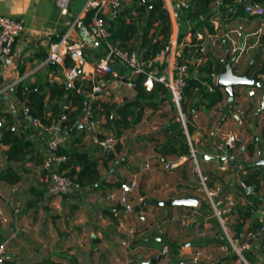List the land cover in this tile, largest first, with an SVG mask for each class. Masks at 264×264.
I'll return each mask as SVG.
<instances>
[{
    "label": "crops",
    "instance_id": "0c3cea01",
    "mask_svg": "<svg viewBox=\"0 0 264 264\" xmlns=\"http://www.w3.org/2000/svg\"><path fill=\"white\" fill-rule=\"evenodd\" d=\"M131 1L124 0L121 8H112L104 15L108 25H111L118 15H125L129 9L137 5L136 0ZM236 2L238 0H229L219 8L211 4V22L219 23L218 33L221 35L218 36V46L212 48L210 53L218 60L226 58L229 54L232 56V43L224 33L229 28H236L242 33V36L237 38L239 46L241 47L245 41L244 47L247 51L242 54L241 60L245 54L246 64L258 56L259 51L261 53L263 70L255 76H258L264 85V17L248 16L242 5L238 6L237 14L231 17L229 8ZM84 4L85 0H72L70 12L63 14L60 0H0V14L22 19L26 28L17 38L0 81V88L10 83L14 84L0 94V102L4 111L8 113V117H1L2 126L7 125L8 128L16 129L18 134H25L33 143V151L28 159L13 164L21 174V180L14 184L0 180V208L8 219L6 223L0 222V243L5 244L6 257L15 264H34L44 257H51L61 264H106V261L109 264H154L152 256L164 245H168L170 251L160 264H236L234 252L230 248L225 250L221 247L225 237L221 245L217 243L221 241L218 220L213 215L210 201L198 187L200 179L193 171L195 165L193 158L177 150L181 144L178 135L180 126L175 118L178 111L172 102L163 106L160 104L162 109L160 106L157 109H146L141 122L121 131L116 150L110 155L104 154L94 146L87 129L81 127L77 132V138L71 137L64 149L97 161L101 177L97 182L84 184L80 193L56 197L48 195V175L43 168L45 136L30 127L22 118L21 109L26 99L23 101L18 95V88L19 86L27 88L29 85L39 83H62L61 67L58 64L46 63V59L51 44L65 33L68 22L74 21ZM138 13L132 9L130 13L132 17L129 14L126 20L128 22L135 20L137 24H141L138 21L141 19ZM198 21L199 19L192 21L184 19V13L178 14L176 23L172 22V35L179 33L181 40L190 45L193 40L190 29ZM260 28L262 32L257 35L256 32ZM72 35L75 39L86 41L90 60H95L101 54V44L91 35L89 23L75 29ZM211 35L206 27L197 28L199 41L209 42ZM233 37L236 38L237 34H233ZM138 40L139 37H132L125 47L139 50V43H134ZM192 47V43L191 46H186L188 50H185V56L191 55ZM237 63L239 62H234L233 66ZM213 67H216L215 63ZM117 69L127 74L121 65H118ZM234 69L236 70V66ZM216 71L219 74L223 72ZM244 71L240 67L236 70L237 73ZM251 75L254 76L252 72ZM106 83L109 85L110 81ZM244 87L247 86L240 85L235 88L236 104L231 110L227 108L228 95L223 87V100L214 107H207V99L188 97L186 92L183 101L186 107L184 114L186 118L190 117L193 125V131L189 133L199 153L200 169L208 175L211 187H221L224 193L233 196L235 206L230 215V227L232 233L242 240L246 239L249 230L264 226V164L260 163L261 159H264V140L261 137L264 129V88L254 86L256 96H248L241 94ZM197 89L194 87L191 95H195ZM236 89L239 90L238 94ZM205 90L207 91L206 87ZM136 93V88L129 87L125 82L108 89L102 103L122 105L126 100L134 99ZM49 97L47 94V117L51 119L53 111L49 107ZM238 108L245 111L248 121L241 128H238L237 118L232 115ZM114 113L115 110L113 116ZM251 116L259 118L252 119ZM225 117L226 120L222 122ZM228 132L252 137L249 143L232 149L233 153L242 157V162L239 163L243 166L241 169L238 165V168L234 166L229 170H223L218 160L225 153L217 149V141ZM257 137L259 141L252 145V140ZM2 140L3 133L0 131V173L9 165L7 150L10 146L2 143ZM130 140L133 142L131 147ZM202 153L212 158H202ZM77 158L74 155L73 162L64 169L61 166L60 169L66 173L73 168L79 171L81 164L76 162ZM157 158L163 161L178 160L180 165L165 170L156 162ZM148 163L150 167L146 166ZM129 178H136L139 182L138 190L131 195L134 205L146 202L139 211L138 219L133 213L123 215L118 200L109 197L110 192L117 188L120 181ZM247 179L250 183L246 181ZM243 182L253 186V194H246ZM184 196L197 197L198 205L188 207L169 204L172 200ZM149 199L153 200L154 206L145 209ZM10 201H21L18 212H14ZM157 201L164 204H156ZM167 203L169 205H166ZM247 206L251 208L249 215H246ZM189 211L197 212L194 213V220L185 217L187 223L184 224L183 216ZM146 217L150 222L158 224L148 233L143 231L142 219ZM132 230L136 231L133 242L135 245L132 244L123 251L122 247L116 244L117 253L114 252L111 257L103 253L104 248H110L108 239L118 240L117 243L123 238V241H129L132 238ZM14 232L16 236L12 237ZM127 237L130 239L125 240ZM249 252L252 254L251 260L257 257L258 264H264V230L258 238L255 237L252 244L250 243Z\"/></svg>",
    "mask_w": 264,
    "mask_h": 264
},
{
    "label": "built area",
    "instance_id": "2783aa9c",
    "mask_svg": "<svg viewBox=\"0 0 264 264\" xmlns=\"http://www.w3.org/2000/svg\"><path fill=\"white\" fill-rule=\"evenodd\" d=\"M72 0H60V8L63 14L70 12ZM124 0H85V4L80 13L75 17L73 22H68V28L62 34L59 40L53 42L46 63L54 61L61 67V78L64 83V93L59 99L60 112L57 118L43 119L32 114L30 106L27 103L22 105V118L29 123L30 127L41 132L45 136V158L43 168L48 175L47 193L51 197L71 195L80 192L83 185L76 177L69 176L61 170L63 162L68 159L66 153L60 152L61 148L67 146L71 138L68 132L67 120L70 114L78 109L74 97L84 95L87 97L88 104H85V114L81 118L88 131L90 141L94 146L99 148L103 153L113 154L116 150L119 138L114 130L108 125L107 114L102 107V99L106 91L118 87L125 82L131 88H136V80L140 75L144 76L143 84L147 90H151L156 82L162 83L167 89L163 97V104L172 102L180 114L181 120L186 129L191 147V158L194 160L193 171L198 174L202 184V190L211 203L213 215L217 218L218 223L225 235V242L221 246L223 249L229 248L236 256V264H253L248 256L250 249L249 240L264 230V226L257 229H251L247 232L246 239L242 240L236 237L231 231L230 215L233 213L235 202L231 194L224 193L221 187H211L209 177L204 174L199 166V153L194 147L187 128L186 115L182 110V102L186 88L189 86L190 79L199 80L205 85L207 91L214 92L219 84V73L216 70L207 72L203 69L206 64L209 53L212 48L218 46L219 23H214L215 32L212 33L209 42L200 41L196 44V51L190 56H185L186 46H191L181 40L179 33L171 35L167 45L161 49L155 56L146 58L142 51L119 46L111 39L109 25L104 15L113 7L119 9L123 6ZM173 24L176 23L178 14L181 15L184 9L191 6V0H164ZM213 4L219 8L224 4V0H214ZM242 5L248 16L264 17V1L257 0H238L229 8L230 16L238 12V6ZM93 12L89 26L91 35L98 39L101 44V54L95 59L90 60L87 54V43L82 39H75L73 32L77 28L84 26V19L88 13ZM25 23L22 19L9 15L0 14V81L3 75V69L8 57L12 54L17 38L25 32ZM191 31V29H190ZM262 28L256 33L261 34ZM194 37L191 32L190 35ZM233 34H237L234 38ZM224 36L230 39L232 43V54L237 55L235 62L241 60L242 54L247 52L245 47L239 46L238 37L242 33L236 28H229ZM192 42V41H191ZM70 61V64H68ZM121 65L127 72L118 70L117 66ZM87 81H92L91 88L88 87ZM106 81H110L108 85ZM13 83L7 84L0 88V94L13 86ZM221 86V85H220ZM222 87V86H221ZM169 96V97H168ZM248 96H256V89L249 87ZM83 109V110H84ZM237 126L241 128L247 121L246 113L243 109H237ZM252 139L251 136L238 135L235 132L225 133L217 141V149L224 152L221 168L229 170L236 166V154L232 149L239 145L247 144ZM253 141V140H252ZM220 156V157H221ZM156 162L161 164L165 170H171L180 165L176 161H163L160 158ZM150 167L149 163L146 164ZM239 168H243L240 164ZM247 195L254 192L252 185L242 183ZM139 188V182L136 178H129L119 182L117 188L113 189L109 197L118 200L121 205L123 215H130L135 212V205L131 195ZM10 206L14 212H18L21 201H10ZM197 211H193L196 213ZM189 219V215L183 216ZM7 217L4 216L0 208V222L6 223ZM187 223V220H183ZM135 230L131 231V240L123 241V251L129 248L135 238ZM14 232L12 237H15ZM170 251L168 245H164L161 250L152 256L154 264H160ZM5 244L0 243V264H5L6 258Z\"/></svg>",
    "mask_w": 264,
    "mask_h": 264
},
{
    "label": "trees",
    "instance_id": "16d2710c",
    "mask_svg": "<svg viewBox=\"0 0 264 264\" xmlns=\"http://www.w3.org/2000/svg\"><path fill=\"white\" fill-rule=\"evenodd\" d=\"M214 0H191V6L184 9V19L195 20L199 19L195 26H192L191 31L194 35L192 44L200 42L197 39V28L206 27L210 33H214V24L211 22V4ZM229 0H224L228 2ZM262 2L263 0H257ZM135 6L132 9L137 10L138 15L141 16L140 21L131 20L127 21L126 16L129 15L132 9H129L125 15H118L116 20H113L109 29L111 32V39L115 43H120L122 46H128L130 39L134 36L140 38L139 51H142L146 58L155 56L161 49H163L169 42L172 35V20L168 14V10L165 7L164 0H136ZM149 5L151 8L149 9ZM93 12L88 13L85 24L89 23L91 20ZM130 17L132 15L130 14ZM134 47H131L133 49ZM196 46L192 47L191 53L196 51ZM187 51L188 48H185ZM210 59L208 63L204 66V70L207 72L214 69L224 71L225 65L220 62L216 56L209 53ZM215 63L216 67H213ZM70 64V61H68ZM263 70V69H262ZM144 76L140 75L136 80V97L131 100H126L122 105H108L102 103V107L107 114L108 125H112L117 129V135H121L123 129H127L137 125L141 122L143 115L148 108L157 109L163 101L164 95L167 93L165 86L156 82L151 90H147L143 84ZM88 87L91 88L93 82L87 81ZM48 87V88H47ZM197 87V93L191 95V90ZM188 97L193 98H205L207 99V107L211 108L218 105L223 100L222 87L218 85L214 92H209L205 90V86L198 82L197 80L190 79L189 86L185 90ZM64 93V83H39L36 85H29L27 88L19 86L18 95L21 98L26 99V103L30 106L32 114L39 116L43 119H49L47 117L48 104L46 103L47 94L49 97V107L53 111L51 118H57L60 112V106L58 103V98ZM75 103L78 105V109L70 114L69 120H67L66 125L68 126V132L71 135V128L80 118V115L85 107L87 97L84 95H76L74 97ZM184 101V100H183ZM113 110H115V118H113ZM182 110L185 113L186 107L185 103L182 102ZM0 114L1 117H8V113L4 111V107L0 102ZM187 117V116H186ZM10 118V116H9ZM187 128L190 133L193 131V125L191 124L190 117L186 118ZM180 131L178 133L181 144L179 146V152L191 155V147L188 141L187 133L182 121L179 122ZM3 133L2 143L8 144L10 147L7 150V156L9 159V165L5 171L0 173V180L7 181L8 183L14 184L21 180V174L18 172L17 168L14 167V163L22 162L28 159L29 154L33 151V143L26 138L25 134H18L16 129L8 128L4 125L0 128ZM71 137H73L71 135ZM261 137L264 140V129L262 131ZM75 139L77 138L74 137ZM259 138H255L252 145L259 141ZM60 152L66 153L68 159L63 162L62 168L68 167L70 162H73L72 157L77 156L78 160L76 162L81 164V169L79 171L74 168L67 172L71 177H76L78 181L84 184H91L97 182L101 175L98 169V163L95 160L90 159L86 155H79L70 153L68 150L61 148ZM247 182L250 181L247 179ZM248 212L246 215L250 214L251 208L247 206ZM240 226V224H239ZM259 228V227H257ZM254 228V229H257ZM240 230V229H239ZM5 264H15L10 260V258H5ZM34 264H61L60 261H56L51 257H44Z\"/></svg>",
    "mask_w": 264,
    "mask_h": 264
},
{
    "label": "water",
    "instance_id": "95a60500",
    "mask_svg": "<svg viewBox=\"0 0 264 264\" xmlns=\"http://www.w3.org/2000/svg\"><path fill=\"white\" fill-rule=\"evenodd\" d=\"M150 8H151V5H149V9ZM113 9H115V8L113 7ZM119 46H121V43L119 44ZM244 46H245V41H243V43L241 44V48H244ZM229 52H230V49H229ZM260 55H261V53L259 51L258 56H260ZM236 59H237L236 54H233L232 56H230V54H229L226 58H220L219 59L225 65L224 71L219 74V84L225 89V91L228 95L227 108L229 110H231L233 105L236 104V102L234 100H235V88L237 86H240V85L247 86V87L258 86V87L264 88V85H262V83L258 79V76H255V74H258L262 70V68H258L256 70H254V63H251V65L243 73H237L236 70L234 69V66H233V63L236 61ZM50 64L57 65V63H55L54 61H50ZM251 72L254 74V76L251 75ZM87 104H88V101H86V105ZM263 105H264V102H263ZM84 114H85V109L82 111L80 118L76 121V123L71 128V135L72 136H76L78 130L83 126V124L81 122V118L84 116ZM232 115L235 118H237L236 113H232ZM225 120H226V117L223 118L222 122H224ZM1 127H2V121H1V114H0V128ZM219 127L216 129V132L218 131ZM201 157L206 158V159L212 158V156H210L206 153H202ZM223 158H224V156H221L218 158V160L221 162L223 160ZM260 163L264 164V159H261ZM198 201L199 200L197 197L184 196V197L176 198V199L172 200L169 204H175L178 206L195 207L198 205ZM155 203L156 204H164V202H162V201H159V202L157 201ZM145 204H146V202L137 205L135 207V210L137 212H139ZM48 212H49V210H48ZM13 230L14 231L16 230L15 227H13ZM260 235H261V232L257 234L256 238H258ZM254 239L255 238L250 240L251 244L253 243ZM248 256H249V258L252 257V254L249 251H248Z\"/></svg>",
    "mask_w": 264,
    "mask_h": 264
},
{
    "label": "rangeland",
    "instance_id": "374dc122",
    "mask_svg": "<svg viewBox=\"0 0 264 264\" xmlns=\"http://www.w3.org/2000/svg\"><path fill=\"white\" fill-rule=\"evenodd\" d=\"M135 2V0H132L131 2ZM125 3V2H124ZM133 40H135L134 38H133ZM135 44H138V43H140V40H138V41H135L134 42ZM230 45V44H229ZM230 47V46H229ZM246 57L247 56H245V54H244V57L242 58V60L241 61H239V63H237V64H234V67L236 66V70L238 69V67H240V68H242V69H244V70H247V66H249V65H251V63H254V70H256V69H258V68H262V61H261V58H260V56H255L251 61H249L248 63H246L245 64V61H247V59H246ZM246 59V60H245ZM238 66V67H237ZM257 88V87H256ZM248 90H249V87H244L243 88V90H241L242 92H241V94L242 95H248ZM257 90H258V88H257ZM238 92H239V90L238 89H236V94H238ZM166 95V94H165ZM169 97V96H168ZM25 100V98L23 99V101ZM169 103V102H168ZM168 103H166V104H168ZM161 105L163 106V105H165V104H163V103H161ZM242 106H244L243 104H242ZM161 107V106H160ZM245 107V106H244ZM163 107H161L160 109H162ZM177 110V109H176ZM145 113H146V111H145ZM145 116V115H144ZM175 118L177 119L176 121H178V122H180V121H182L181 120V117H180V114L177 112V115H175ZM251 118L252 119H258L259 117H253V116H251ZM250 119V118H249ZM251 119V120H252ZM174 124V123H173ZM113 130H114V132L117 134V129L115 128V127H113L112 125H109ZM71 142V141H70ZM130 144H129V146L131 145H133L132 143V140H130ZM130 146V147H131ZM100 150V149H99ZM235 153V152H234ZM104 154H106V153H104ZM236 154V153H235ZM106 155H110V154H106ZM240 162H242V157H240L238 154H236V161H235V168H238V165H239V163ZM198 187H199V189H200V191L202 192V194L204 193L205 194V192L202 190V184H201V182L199 183V185H198ZM82 191V190H81ZM80 191V192H81ZM80 192H77V193H80ZM74 194H76V193H74ZM73 195V194H72ZM166 205H169L168 203L166 204ZM151 206H154V203H153V200L152 199H149L148 201H147V206H145V209H149V207H151ZM133 215L135 216V218H137V216L139 215V212H137L136 210H135V212H133ZM188 215H189V219H191V220H194V213L192 212V211H189L188 212ZM132 216V215H131ZM215 217V216H214ZM123 219V218H122ZM138 219V218H137ZM123 220H125V219H123ZM127 223H131V222H129L128 220H125ZM139 221H141V219H139ZM142 222L144 223V229H143V231L144 232H150L152 229L151 228H154V227H157V225L158 224H155V223H153V222H150V219L148 218V217H146V219H142ZM153 223V224H152ZM219 224V223H218ZM135 228V227H134ZM135 229H137V228H135ZM218 229H219V234H220V240L221 241H219V242H217L218 243V245H221L222 243H223V241H224V237H225V235H224V233H223V231H222V229H221V226H220V224L218 225ZM141 232V231H140ZM128 239H130V237H127L125 240H128ZM124 240V238L123 239H121L118 243H117V241L118 240H107V243L110 245V248H108V249H106V248H104V251H103V253H105L106 255H107V257H111V255L115 252V254L117 253L116 252V249H115V245L116 244H119V246H121V247H123V244H122V241ZM139 241H140V243L142 244V240L139 238ZM3 243V242H2ZM139 243V244H140ZM134 244V243H133ZM135 245V244H134ZM104 258V257H103ZM107 260V259H106ZM114 260V259H113ZM252 262H253V264H258V258L257 257H254V258H252ZM106 264H109L107 261H106Z\"/></svg>",
    "mask_w": 264,
    "mask_h": 264
}]
</instances>
